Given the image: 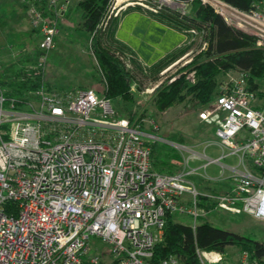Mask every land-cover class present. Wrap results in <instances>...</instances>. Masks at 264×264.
Instances as JSON below:
<instances>
[{"label": "built area", "instance_id": "2783aa9c", "mask_svg": "<svg viewBox=\"0 0 264 264\" xmlns=\"http://www.w3.org/2000/svg\"><path fill=\"white\" fill-rule=\"evenodd\" d=\"M74 1L80 0H47L42 9L36 2L43 0H29L33 27L44 39L40 60L23 68L27 74L44 73L58 24ZM161 1L138 4L154 12L187 5ZM202 2L264 48V0L249 10L226 0ZM123 5L116 3L115 16ZM259 82L264 88V78ZM6 90L0 85V264H181L174 255L155 260L169 216L190 217L193 230L218 208L264 220V94L251 88L247 72L220 81L202 113L223 147L219 157L203 154L205 166L218 162L234 179L220 192L199 190L187 178L196 169H155L151 143L161 137L120 115L94 88L58 91L44 81L18 95ZM228 156L236 164L220 161ZM197 253L196 264H264L248 250L236 260L217 250Z\"/></svg>", "mask_w": 264, "mask_h": 264}, {"label": "rangeland", "instance_id": "374dc122", "mask_svg": "<svg viewBox=\"0 0 264 264\" xmlns=\"http://www.w3.org/2000/svg\"><path fill=\"white\" fill-rule=\"evenodd\" d=\"M116 1L110 0L101 22L104 31L119 20L120 15L117 17L114 14ZM133 1H141L149 5H159L162 2L161 0ZM174 1L181 3L183 0ZM185 2L187 3L185 9L180 4H175L171 9L180 13L184 11L188 15L192 14L194 0H185ZM131 20L133 19L129 21ZM82 21L83 12L77 7L70 14H65L60 21V29L54 36V47L48 52L44 79L55 90L70 91L90 87L103 92L105 89L103 74L92 52L93 35L82 28ZM128 22L126 27L131 25ZM138 29L145 32L144 25H139ZM186 34L187 40L174 56L153 66L145 65L115 37L110 38V48L126 62V66L134 76L131 86L132 97L130 99L118 97L111 101L120 115L129 114L144 131L154 132L161 137L156 142L155 169L169 172L180 169L187 171L193 168L196 172L189 174L187 178L194 182L199 190L207 188L223 191L234 183L230 175L231 171L226 167L223 168L218 162L205 166L207 159L203 156L205 154L209 158H216L223 154V147L216 135V126L205 122L202 118V113L212 101L198 102L185 89L186 95L180 102L165 109H159L156 104L158 92L171 82L179 78H185L190 84L197 81L192 63L205 57L202 51L207 42L204 39V32L198 29L196 32L186 30ZM150 37H156L153 42L159 45V50L151 48L147 43L141 44L139 49L146 55L144 62L148 65L153 64L165 46L161 43V37L158 34H151ZM43 39L40 28L33 27L29 0H0V78L10 80L18 69L37 63L40 60L42 52L40 44ZM132 39L137 40V38ZM153 53H155L154 57L150 58L149 55ZM6 73L7 76L3 75ZM239 74L240 71L237 69L224 70L216 75V80L220 83ZM174 143L180 144L181 148ZM192 150L198 156H193ZM220 161L225 165L236 164L234 156L222 158ZM208 208L212 207L208 206ZM202 219L215 226L264 242V220L247 212L232 213L218 208L203 214L198 222ZM172 220L187 225L191 223L190 217L182 214H174ZM94 241L101 246L100 240L94 239ZM241 252V246L229 245L224 253L229 259L236 260Z\"/></svg>", "mask_w": 264, "mask_h": 264}, {"label": "trees", "instance_id": "16d2710c", "mask_svg": "<svg viewBox=\"0 0 264 264\" xmlns=\"http://www.w3.org/2000/svg\"><path fill=\"white\" fill-rule=\"evenodd\" d=\"M226 1L240 9L249 10L254 7V2L257 0ZM76 3L83 12L82 28L88 34L93 35L92 52L106 83L103 92L96 90L110 99L118 97L130 99L132 97L131 86L134 80L133 73L126 66V62L110 48L111 42L109 41L112 37L116 38L119 20L107 31H104L101 26L110 0H80ZM36 4L44 9L47 0H43L42 4L39 2ZM130 9L148 10L159 20L179 30L186 31L194 28L203 31L204 39L207 42L202 51V55L205 57L192 63L193 69L196 71V83L190 84L185 78H179L168 84L157 94L156 104L159 109H165L176 102H180L186 95L185 89L198 102L212 101L219 93L216 75L224 70L237 69L240 72H247L251 88L257 90L261 95L264 94L263 85L259 82L264 78V48L257 47L251 35L231 26L210 5L202 3L200 0H194L192 14L188 15L167 6H162L160 8L162 10L154 12L137 3L129 5L122 14ZM45 14L49 16L47 11ZM60 25L59 22V29ZM127 49L129 48L127 47ZM129 50L134 54L131 49ZM179 50L180 48L164 59L174 56ZM164 59L154 65L159 64ZM43 78L44 73L32 76L20 68L15 72L11 81L0 79V85L7 89L8 95H18L24 90L40 87L44 81L49 84ZM127 116L133 120L132 116L129 114ZM151 147L152 162L156 164V142L151 143ZM178 161L180 162L179 158ZM180 170L169 172H179ZM208 206L213 207L214 205L208 203ZM229 245L241 246L242 250H248L252 256L264 263V242L215 226L209 221H202L196 230H193L189 225L174 221L172 216H169L165 226L164 238L155 246V260L158 261L161 258L174 255L181 264H196L199 261L197 248L225 252Z\"/></svg>", "mask_w": 264, "mask_h": 264}, {"label": "crops", "instance_id": "0c3cea01", "mask_svg": "<svg viewBox=\"0 0 264 264\" xmlns=\"http://www.w3.org/2000/svg\"><path fill=\"white\" fill-rule=\"evenodd\" d=\"M77 7V3H73V5L69 8L68 13L70 14V12H73ZM130 19L133 20L129 21ZM127 22L131 24L128 27H126ZM139 25H144L145 32L138 29ZM151 34H158V36L161 37V43H163L165 46L163 49H161L160 55L157 57V59H155L153 64L148 65L144 62V59L147 58L145 57L146 55L139 49L141 48V44L147 43L151 46V48L159 50V45L153 42L154 38L156 37H150ZM116 38L119 42L131 49L134 54L145 65L152 66L167 57L168 55L172 54L179 48H181L184 42L187 40V34L186 31L179 30L173 26H170L166 22L159 20L158 18L153 16V14H151L148 10L130 9L124 12L119 18V24L116 31ZM132 38H137V40ZM154 54L155 53H153V55H149L150 58H152V56L154 57ZM3 75L7 76V73ZM0 79L4 81H11L13 78L10 80H5L2 78ZM206 190L209 189L206 188Z\"/></svg>", "mask_w": 264, "mask_h": 264}, {"label": "bare ground", "instance_id": "6f19581e", "mask_svg": "<svg viewBox=\"0 0 264 264\" xmlns=\"http://www.w3.org/2000/svg\"><path fill=\"white\" fill-rule=\"evenodd\" d=\"M139 2L141 1H133V0H117L116 1L117 4H124L123 6H129V5L139 3Z\"/></svg>", "mask_w": 264, "mask_h": 264}]
</instances>
